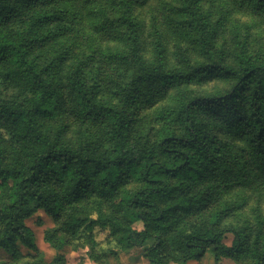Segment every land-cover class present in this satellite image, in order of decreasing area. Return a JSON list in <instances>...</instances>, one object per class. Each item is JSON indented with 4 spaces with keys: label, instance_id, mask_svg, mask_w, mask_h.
<instances>
[{
    "label": "trees",
    "instance_id": "trees-1",
    "mask_svg": "<svg viewBox=\"0 0 264 264\" xmlns=\"http://www.w3.org/2000/svg\"><path fill=\"white\" fill-rule=\"evenodd\" d=\"M147 1L0 0V264H66L85 223L148 264H264V54L237 23L223 34L233 14L264 24V0H161L150 58ZM39 211L49 263L26 226Z\"/></svg>",
    "mask_w": 264,
    "mask_h": 264
},
{
    "label": "rangeland",
    "instance_id": "rangeland-1",
    "mask_svg": "<svg viewBox=\"0 0 264 264\" xmlns=\"http://www.w3.org/2000/svg\"><path fill=\"white\" fill-rule=\"evenodd\" d=\"M164 3H174L172 0H163ZM205 10L210 8L209 2L206 0L202 2ZM168 14L163 8L161 0H148L146 4L137 8L134 12L135 17L140 23V39L143 47L144 55L148 58L151 57L154 51V39H155V18L159 21H163V15ZM236 20L238 22H236ZM237 23V29L241 35H247L248 41L254 51L264 54V24L253 16L244 14H233L227 27L223 31L224 38L230 43L233 25ZM161 29V28H160ZM237 30H234L236 32ZM184 49L185 44H180ZM165 46L167 49V59L171 65L176 64L177 57L180 55L181 50L178 49L177 43L174 41V37L169 36L165 39ZM212 87L211 85H205L203 87L194 86L196 91H208ZM173 97L168 99L170 104ZM159 103L158 105H161ZM157 105V106H158ZM77 128L70 132L69 140L75 138L77 134ZM248 205L252 208L256 205L255 197L249 200ZM261 209L264 210V199L260 204ZM90 219H96V216L92 214ZM91 221V220H90ZM87 223L81 226L78 234L72 241L71 246L65 247L61 252L65 256L66 264H95L87 257V253L90 247H94L97 253L102 256L104 264H148V262L142 257V251L139 248H134L130 251L123 250L110 236V228L102 226L100 224H93L91 229L86 227ZM26 226L32 231L35 239V244L42 254L46 263L52 261L57 252L53 250L48 244L43 241V234L45 230L53 226L52 221L45 216L42 212H36L30 219L26 221ZM135 229H141V224H136ZM231 235H226L224 243L230 244ZM151 242L146 243L142 248H147ZM1 257L5 258L4 254ZM189 264H213V258L211 254H205L201 260L192 261ZM220 264H242L239 261L232 259H222Z\"/></svg>",
    "mask_w": 264,
    "mask_h": 264
}]
</instances>
